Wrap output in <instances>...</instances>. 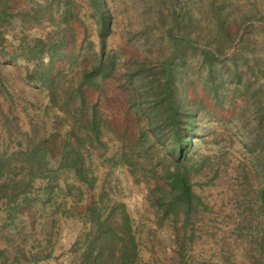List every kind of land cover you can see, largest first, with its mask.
<instances>
[{"label":"rangeland","instance_id":"1","mask_svg":"<svg viewBox=\"0 0 264 264\" xmlns=\"http://www.w3.org/2000/svg\"><path fill=\"white\" fill-rule=\"evenodd\" d=\"M211 1L222 9L234 38L230 46L229 37H218L226 58L237 54L241 67L254 69L256 62L262 72L257 87L264 91V0H103L112 21L105 49L110 73L98 78L99 88H85L82 106L81 72L101 55L99 14L91 0H72L68 8L66 0H3L0 157L10 164L3 175L25 177L27 168L20 174L16 167L30 147L45 178L33 180L27 203L6 204V197L0 198V264H79L93 227L89 208L105 218L114 204L125 205L133 222L136 264H250L264 252V157L251 149L252 116L241 115L242 97L228 83L224 104H215L194 52L178 53L174 43L180 33L190 40L201 35L202 44L213 39L215 25L201 20L199 10ZM181 12L195 19L185 17L186 28L179 32L174 23ZM36 39L61 42L64 58L51 63L47 55L32 57L25 44ZM176 52L185 62L180 87L199 109L187 165L200 201L189 216L164 218L154 205L161 192L155 190L157 184L168 190L166 167L174 168L166 150L170 144L164 147L143 131L127 74L137 63L158 74L159 65ZM93 105L104 123V146L86 152L94 143L86 138L82 144L94 176L90 187L60 165L63 149L90 134L84 131ZM48 185L51 194L45 193Z\"/></svg>","mask_w":264,"mask_h":264},{"label":"trees","instance_id":"2","mask_svg":"<svg viewBox=\"0 0 264 264\" xmlns=\"http://www.w3.org/2000/svg\"><path fill=\"white\" fill-rule=\"evenodd\" d=\"M71 2L72 0H66L67 8ZM91 2L99 14L98 37L101 55L98 60L94 61L89 67H85L81 72L77 95H79L82 106L86 104L85 88H99L98 78L107 77L110 73V67L105 60V49L112 21L103 8V0H91ZM208 4L209 7H207ZM208 4L203 8L199 7V10L202 14L201 20L205 19L212 27L213 24L215 25L216 31L213 39L209 38L207 43L202 44L200 41L201 35L190 40L180 33L179 36H173L176 50L178 52L184 48H189L194 52L199 65V74L204 76V79H201L203 86L210 93L215 104H224L228 97L224 89L227 83L233 87L234 92L238 91L240 93L242 104L239 107L243 105L241 115L250 113L252 116V121H250L252 133L249 137L251 149H255V153L264 157V91L263 86L259 85L257 87L256 81L258 80L256 77L262 75V72L258 71L256 62L255 69L250 64L247 67H241L237 62V54L231 58H226L227 48L219 43L222 40L219 36L221 34L222 37H229L230 46L234 42V38L230 36L231 33L227 29L226 18L222 13V9L215 6L216 2L211 1ZM6 15L5 4L3 0H0V26L6 20ZM188 15V12H181L175 19L174 26H181L179 32H181L182 27L186 28V26H183L185 17H188L190 21L195 19L194 14ZM25 45V48L29 49L31 56L35 59L47 55L50 62L53 63L54 60H62L65 56L61 55V52L64 51L61 42L36 39L28 41V44ZM52 51L55 53H52ZM177 52L175 56L159 65L160 73L158 74H150L142 63H137L135 69L127 74V85L130 92L133 93L131 98L134 99L132 105L137 107L136 114L144 119L143 131L147 135H152L154 141L161 143L164 147L167 146V143L170 144L166 150L170 155L174 168L166 167L165 179L168 190L159 184L156 185L157 190H155L161 192L154 205L163 210L164 218L171 215L178 216L180 213L189 216L195 208L194 206H198L200 201L192 190L187 165L190 145L193 143L192 136L196 134L198 129L197 114L199 109L189 104L186 89L180 87L183 83L185 62L177 56ZM254 77L255 82L252 81ZM42 78L47 79L48 74H44ZM254 86L255 89H253ZM198 103L199 101H194L193 105L195 106ZM234 106L235 108L238 106L236 102ZM92 107L93 111L86 121L87 125L84 131L90 134H86L87 136L81 139L80 136L77 137L75 144L63 149L60 165V169L73 172L79 181L90 187H93L94 176L91 175L90 168L86 166L82 144L86 143L87 139L92 141L91 144L94 143L86 149V152L98 146L103 149L104 146L101 140L104 123L98 117L96 105ZM85 119L86 117L83 121ZM77 121L80 122V119ZM76 130L77 128H73L72 132H76ZM20 162H22V166L16 168L20 174L27 168L25 177L18 178L16 174L4 177L5 170L9 169L10 164L3 162L0 157V198L6 197V204H12L16 200L20 203H27L33 180L45 178L42 171L35 168L34 163L36 161L30 147L21 152ZM25 163L27 164L26 167L23 166ZM16 168H13L14 172ZM57 172V170L53 171L52 175ZM52 175L49 177L53 178ZM1 177H4L5 180L2 181ZM44 190L45 193L51 194L54 188L48 185ZM260 193L262 196L261 204L264 206V190ZM263 206L262 211H264ZM107 209L109 212L104 218L102 212L89 208L93 213L91 220L93 227L90 234H88V245L84 249L79 264H136L138 244L133 230V222L125 205L114 204ZM263 254L262 249L259 256L255 255V259L250 264H264Z\"/></svg>","mask_w":264,"mask_h":264}]
</instances>
